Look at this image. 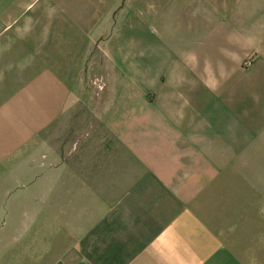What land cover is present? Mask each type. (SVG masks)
I'll return each instance as SVG.
<instances>
[{"label": "crops", "instance_id": "0c3cea01", "mask_svg": "<svg viewBox=\"0 0 264 264\" xmlns=\"http://www.w3.org/2000/svg\"><path fill=\"white\" fill-rule=\"evenodd\" d=\"M237 4L198 0L209 43L165 65L168 0H0V264H264V0Z\"/></svg>", "mask_w": 264, "mask_h": 264}, {"label": "rangeland", "instance_id": "374dc122", "mask_svg": "<svg viewBox=\"0 0 264 264\" xmlns=\"http://www.w3.org/2000/svg\"><path fill=\"white\" fill-rule=\"evenodd\" d=\"M168 1L169 9L166 14H164V23L162 22V17L160 16L158 18L160 20L154 21V29L152 31L144 32L141 38L144 39L145 37H149L152 40V44L149 45L148 48L142 47L141 49L143 51V57H145V55L153 57L155 62L159 60H165V65H170L173 63H175V65H178L180 64L179 62L182 60L183 56L190 55L189 52L191 51H197L200 45L207 42V35L210 33V31H208L209 24L211 23V19L213 17L211 14H209V12H211L213 8H201V6L196 8L198 0ZM209 1L210 0H205V3ZM212 1L215 5L218 2L222 3L223 0H211V2ZM230 1L232 2L233 0ZM235 2H238V4L234 7V9H232V12H240V0H235ZM161 9L162 6L160 8V11ZM234 17L240 19V14H235ZM220 20L221 19H219V21ZM208 43L209 41L206 44ZM215 52L219 56L225 54L229 56L230 48L225 45V41H220L218 43V46L215 47ZM233 54V62L235 63L234 69L239 70L251 68L255 63L257 56L254 53H249L241 56L240 49H237V46L234 47ZM198 55L196 54V56ZM220 65H225V63H222ZM103 73V80L93 81L92 79L90 81V85L101 88H111V72L105 71ZM5 178V176L0 175V186H2ZM7 193L8 191L0 189V227L2 223L4 224L3 228H0V233L5 231L7 225L10 222V210L7 209L8 206L6 205L7 200H18V197L21 196V188L18 190H13L11 194L9 192L8 196H6Z\"/></svg>", "mask_w": 264, "mask_h": 264}]
</instances>
